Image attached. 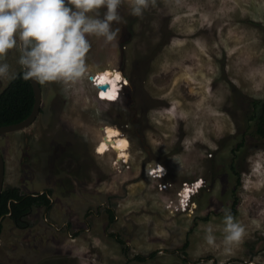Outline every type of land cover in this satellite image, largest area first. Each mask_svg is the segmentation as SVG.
<instances>
[{"label":"rangeland","instance_id":"rangeland-1","mask_svg":"<svg viewBox=\"0 0 264 264\" xmlns=\"http://www.w3.org/2000/svg\"><path fill=\"white\" fill-rule=\"evenodd\" d=\"M120 12L117 46L93 42L92 78L43 84L45 111L0 137L4 190L51 201L25 228L4 219L0 264H264V0H156L143 17ZM7 59L18 68L15 53ZM104 70L122 79L99 100L93 77ZM108 126L128 139L127 161L98 154ZM158 164L165 174H154ZM186 184L199 187L183 211ZM222 208L246 228L231 253L219 232L215 247L203 240Z\"/></svg>","mask_w":264,"mask_h":264},{"label":"clouds","instance_id":"clouds-1","mask_svg":"<svg viewBox=\"0 0 264 264\" xmlns=\"http://www.w3.org/2000/svg\"><path fill=\"white\" fill-rule=\"evenodd\" d=\"M155 3L156 0H0V83L22 78L41 84L74 85L91 79L94 70H99L89 62L93 42L117 46L121 31L117 25L124 19L120 9L126 6L130 15L143 17ZM10 53L16 54L18 68L8 62ZM115 75L119 78V73ZM154 174H165L164 167L158 164ZM221 211L219 224L204 225L203 240L207 246L215 247L219 232L224 251L231 253L244 239L246 228L230 209Z\"/></svg>","mask_w":264,"mask_h":264},{"label":"trees","instance_id":"trees-1","mask_svg":"<svg viewBox=\"0 0 264 264\" xmlns=\"http://www.w3.org/2000/svg\"><path fill=\"white\" fill-rule=\"evenodd\" d=\"M261 114L257 124V135L264 139V101L257 103ZM34 107V93L29 81L17 78L0 95V127L20 123L27 119ZM232 170L236 172L233 167ZM48 194L22 196L15 188L4 190L0 198V217L11 215V220L18 226H26L25 217L35 207H51ZM3 218V219H4ZM113 219V217H112ZM137 261L144 262L146 257L137 256Z\"/></svg>","mask_w":264,"mask_h":264},{"label":"bare ground","instance_id":"bare-ground-1","mask_svg":"<svg viewBox=\"0 0 264 264\" xmlns=\"http://www.w3.org/2000/svg\"><path fill=\"white\" fill-rule=\"evenodd\" d=\"M115 73H119L118 71L104 70L98 73L97 78L94 79V86L98 89L99 94L104 97H108L110 99L114 98L120 90V80L122 79L121 73H119V78L116 77ZM109 85V89L107 91L102 92L100 86ZM113 127H106L105 130H102L103 136L101 141L99 142L97 149L99 155H104L106 153L113 152L117 159L120 161H127L130 154L128 152L130 144L128 139L123 138L119 132ZM127 140V143H124V140ZM103 145V147H101ZM118 162V161H117ZM121 163V162H120ZM127 164V163H126ZM201 186V185H200ZM199 187V185H198ZM200 190V189H199Z\"/></svg>","mask_w":264,"mask_h":264},{"label":"water","instance_id":"water-1","mask_svg":"<svg viewBox=\"0 0 264 264\" xmlns=\"http://www.w3.org/2000/svg\"><path fill=\"white\" fill-rule=\"evenodd\" d=\"M29 82L32 86L34 93V107L30 116L20 123L0 127V137L28 129L36 122L37 118L39 117L43 103L42 87L41 84L38 82L31 80H29ZM100 89L103 92L107 91L109 89V85H102L100 86ZM5 171H6L5 159L3 154L0 152V198L4 191ZM1 223H2V217H0V242H1Z\"/></svg>","mask_w":264,"mask_h":264},{"label":"built area","instance_id":"built-area-1","mask_svg":"<svg viewBox=\"0 0 264 264\" xmlns=\"http://www.w3.org/2000/svg\"><path fill=\"white\" fill-rule=\"evenodd\" d=\"M97 77H95L94 79H96ZM93 83H95V82H93ZM103 92V91H102ZM98 98H99V100H103V99H101V97H100V94L98 95ZM191 191V193L190 192H187V194H188V197H186V198H184V199H186V205L185 206H183L182 208V210L183 211H186L187 210V208H188V206H189V203H190V199H191V195L192 194H194L196 191H198V187H196L195 185H188V184H186L185 186H184V189H183V191Z\"/></svg>","mask_w":264,"mask_h":264},{"label":"flooded vegetation","instance_id":"flooded-vegetation-1","mask_svg":"<svg viewBox=\"0 0 264 264\" xmlns=\"http://www.w3.org/2000/svg\"><path fill=\"white\" fill-rule=\"evenodd\" d=\"M40 84H41V83H40ZM41 87H42L43 97H44L46 94H45V92H44L43 84H41ZM4 91H5V90H4ZM4 91H3V92H4ZM3 92H2V93H3ZM2 93H1V94H2ZM58 103H59V100H58L57 102L50 103V104H49V105H50V109H58V107H59V104H58ZM45 104H46V100H44V98H43V103H42L41 113L45 111V110H44V106H45ZM41 113H40V114H41ZM42 194H48V192L41 193L40 195H42ZM38 195H39V194H38ZM34 196H36V195H34ZM48 197H49V195H48ZM41 207H43V206H41ZM33 209H34V208H33ZM10 216H11V215H7V216H5V218H4V217H3V218H4V219H6L7 217L10 218ZM3 218H2V222L4 221ZM10 219H11V218H10ZM15 225H16V224H15ZM16 226H17V225H16ZM25 227H27V226H25ZM25 227H24V228H25ZM1 235H2V226H1ZM0 245H1V244H0Z\"/></svg>","mask_w":264,"mask_h":264},{"label":"snow or ice","instance_id":"snow-or-ice-1","mask_svg":"<svg viewBox=\"0 0 264 264\" xmlns=\"http://www.w3.org/2000/svg\"><path fill=\"white\" fill-rule=\"evenodd\" d=\"M101 147H103V145Z\"/></svg>","mask_w":264,"mask_h":264}]
</instances>
